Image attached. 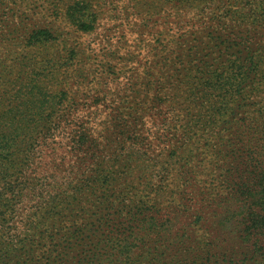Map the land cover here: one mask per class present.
Returning <instances> with one entry per match:
<instances>
[{
  "label": "rangeland",
  "instance_id": "rangeland-1",
  "mask_svg": "<svg viewBox=\"0 0 264 264\" xmlns=\"http://www.w3.org/2000/svg\"><path fill=\"white\" fill-rule=\"evenodd\" d=\"M251 54L264 63V0H0V264H52L71 245L72 223L83 220L87 253L119 262L124 246L148 249L153 235L142 222L144 212L154 207L153 198L162 204L172 193L179 224L191 229L195 219L206 223L216 210L213 224L221 227L220 208L205 203L198 211L201 197L214 201L225 190L231 156L251 138L246 127L264 117L235 102V116L202 133L185 127L193 136L186 143L181 132L150 138L146 131L163 129L155 126L162 100L186 71L197 75ZM29 118L35 129L14 143ZM83 125L89 139L73 151L78 160L87 157L85 173L82 182L74 180L78 187L64 191L55 161L72 151ZM125 130L144 144L129 142ZM173 148L184 151L183 161L167 157ZM10 162L13 173L5 170ZM120 170L141 177L129 193L132 203L119 198V180L109 187L101 182ZM40 176L56 184L33 188ZM79 187L75 199L71 193ZM239 212L230 208L226 229L240 227ZM17 240L19 249H10ZM149 257L142 252L137 264H149Z\"/></svg>",
  "mask_w": 264,
  "mask_h": 264
},
{
  "label": "trees",
  "instance_id": "trees-1",
  "mask_svg": "<svg viewBox=\"0 0 264 264\" xmlns=\"http://www.w3.org/2000/svg\"><path fill=\"white\" fill-rule=\"evenodd\" d=\"M224 62L210 69H203L199 72L195 70L194 72H197V75H193L191 71H186L180 77L179 83H171V91L166 92V97L162 100L165 103V109L156 119L158 123L156 121L155 126L159 125V128L163 129H155L154 132L146 131L147 135L153 138L154 133L158 131L171 134L181 132L184 142H189L193 136L188 130H183L185 127L192 125L202 133L210 124L235 116V102H239L238 106L247 104L249 110L255 114L256 119H262L264 117V103L262 104V101H264V63H262V59H258L251 54L243 62L235 58H228ZM200 97H206L207 103H199ZM33 119L29 118L28 123L29 121L34 123L35 120ZM4 120L7 121L9 118L6 116ZM10 122L13 123L12 120ZM263 124L264 121L261 124H249L246 127L251 138L249 140L243 139L244 149L235 151L231 156L232 161L228 163L224 173L225 190L217 193L214 201H209L205 193L201 197L203 203L199 204L198 211H201L202 204L205 205V203H208V206H211L214 210L220 208L219 225L221 227L213 224L216 220L214 216L218 214L216 210L206 223L201 221L202 216L195 219V225L191 229L179 224L180 219H178L177 213H174L179 208L175 206V197L172 193L170 199L162 204L160 199L153 198L155 201L154 207L144 212L145 217L142 222L147 225V234L153 235V240L148 245V249H146L145 244L138 247V250L129 248V245L124 246L122 250L119 249V256L117 257L119 262L113 260L100 262L95 259L99 251L87 253L85 250L86 243L84 241L86 236L83 234L85 231L84 226L87 225L86 220L80 223L75 221L72 223L73 229L69 231L72 239L71 245H68L58 256H55L58 259L54 260L52 264H137L141 259L142 252H146L148 257L150 256L149 264H264ZM41 126L42 123L39 121L36 129H40ZM84 127L83 125L82 128L79 127L81 129L76 131L77 140L72 151L65 157H60L55 161L62 172L60 183L65 188L64 191L74 190L78 187L73 182L74 180L82 182L81 174L85 173L83 164H85L87 157L84 156L83 160H78L76 159L78 155L74 156L76 152L73 151L78 145H82L85 139H89ZM32 129H35V125L30 123L23 127L21 133L15 137L14 143H20L23 140L22 138H25ZM124 132H128L129 142L144 144L141 137H133L132 132L129 130ZM149 137H144V139ZM196 156L195 153L189 158L192 160ZM167 157L175 158L176 161H183L184 151L173 148L167 154ZM42 164L44 165L41 170L46 169L45 163L42 162ZM24 165L27 168L29 166L26 161ZM88 165L89 163L86 166L88 167ZM5 170L13 173L16 167L10 162L9 167ZM24 176L25 172L23 171L17 175V179ZM53 177L51 175L49 178ZM134 177H130L124 170H120L118 174L106 175L101 182L103 186L109 187L119 180V198L122 197L123 200L132 203L131 199L134 193L131 195L129 193L134 186L141 185V177ZM45 179L46 177L40 176L38 182L34 183L33 188L40 186L42 191H47L48 188L56 184L55 180L47 182ZM86 179L87 184L92 180L89 174H86ZM133 181L136 182L133 184ZM14 187L15 185H10L12 190ZM29 187L28 184L24 185L25 189H29ZM80 189L79 187L75 190L76 192L71 193L72 195L75 194L73 198L77 199L78 195L81 194L77 195L81 191ZM9 191L11 192V190ZM63 195L65 199L68 198L67 195ZM182 199L183 197L180 198V200ZM119 203H122L121 200ZM234 205L240 208L239 214L241 215L238 218L240 227L235 232H233L234 229L225 228L226 222L233 218L230 208ZM129 209L128 214L132 212L131 208ZM161 209H164V212H161ZM257 210H259L258 214ZM178 214L180 215V213ZM126 218H128L129 226L134 225L131 224L135 221L132 215H127ZM121 234H123L126 242H130V236L127 232H121ZM229 237L237 241L232 239L234 242L230 244L228 242ZM51 241H49V244H51ZM18 242L17 240L13 243L10 249L18 250ZM49 254L51 256V252Z\"/></svg>",
  "mask_w": 264,
  "mask_h": 264
}]
</instances>
